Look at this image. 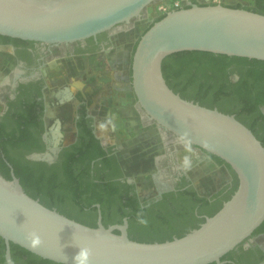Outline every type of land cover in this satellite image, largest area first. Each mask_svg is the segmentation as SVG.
I'll list each match as a JSON object with an SVG mask.
<instances>
[{"label": "water", "instance_id": "obj_1", "mask_svg": "<svg viewBox=\"0 0 264 264\" xmlns=\"http://www.w3.org/2000/svg\"><path fill=\"white\" fill-rule=\"evenodd\" d=\"M157 0H0V35L48 44L95 39L128 30ZM166 13L138 39L133 90L149 122L181 144L225 160L239 177L231 199L198 228L163 242H140L124 223L90 226L29 195L15 174L0 172L1 239L62 264H224L264 222V145L235 114L183 98L167 83L164 59L199 50L264 60V14L222 3H190ZM168 134V136H167ZM119 230L120 233L115 231Z\"/></svg>", "mask_w": 264, "mask_h": 264}, {"label": "trees", "instance_id": "obj_2", "mask_svg": "<svg viewBox=\"0 0 264 264\" xmlns=\"http://www.w3.org/2000/svg\"><path fill=\"white\" fill-rule=\"evenodd\" d=\"M192 1L200 3L198 0ZM226 5L243 7L264 14V0H255L253 5L242 3ZM190 6L187 4L184 7ZM165 15L159 16L154 22ZM0 36L7 40L13 39L10 36ZM15 39L25 41L20 38ZM90 39L94 40L93 37ZM163 72L168 85L183 98L194 100L209 108H218L228 114H235L240 121L252 129L264 145V113L260 109V105H264V60L185 50L167 56L163 61ZM235 75H238V78L234 80ZM81 110V120L88 121L87 106L83 105ZM88 131L90 147L95 148L97 144L101 149L98 154L107 158L108 152L100 145V140L95 136L92 128L89 127ZM5 135L0 130V172L6 178H12L13 167L29 195L39 199L46 206L56 208L68 217L90 226H98V204L102 210V221L105 226L123 223L124 218L127 217L130 222L129 236L140 242L172 240L200 227L208 216L216 214L224 203L231 199L240 183L231 165L210 153L209 155L218 164L230 170L233 176L232 182L210 195H203L196 190L190 191L192 193L190 204L184 208V211L178 210L169 216L153 219L146 215V209L142 207V204L146 203L145 197H140L135 191L130 193L128 190H122L107 177H98L95 180L89 178L84 181L70 162L58 170L44 161L27 160V164L18 163L8 150L9 144L8 140H4ZM10 138L11 146L23 144V139L19 136ZM263 229L264 222L253 233ZM115 232L120 233L119 230ZM15 248L41 259L43 263L62 264L42 258L12 242V252ZM238 248L243 249L242 244L222 257V260H226L224 264H242L243 254L236 255ZM2 256L5 259L4 244Z\"/></svg>", "mask_w": 264, "mask_h": 264}, {"label": "flooded vegetation", "instance_id": "obj_3", "mask_svg": "<svg viewBox=\"0 0 264 264\" xmlns=\"http://www.w3.org/2000/svg\"><path fill=\"white\" fill-rule=\"evenodd\" d=\"M190 3L193 1L188 0V4ZM143 18L145 16L135 20L134 25L128 30L113 34L103 32L96 39L93 37L94 40L88 38L71 44L54 45L32 40L20 41L13 37L12 40H7L0 36V52L9 53L14 60L10 64L0 57V130L4 135L6 134L4 140H8V150L18 163L27 164V160L44 161L58 170L70 162L84 181L89 178L95 180L98 177H107L122 190H128L130 193L135 191L140 197H145L146 203L142 204V207L146 209V215L154 219L169 216L178 210L184 211V208L190 204L192 195L190 191H198L190 169L202 158L211 157L204 149L196 145L181 144L175 140V136L173 138L167 134L168 137H166V131L160 129L157 123L147 120L137 100L141 128L150 133V129L154 127L163 145V150L153 156L156 166V171L152 173L155 192L142 194L136 178L127 174L126 169L129 168L119 157L117 146L112 142L106 145L98 135L97 119L90 113L86 99L80 92H77L79 88L74 92V87H71L70 91L67 89L66 95L62 90L60 94H57L60 100L71 97L74 101L76 99L78 101L75 106L76 117L73 120L74 132L70 141L63 145L50 144L47 131L48 127L53 124L51 120L53 116H50L53 112L48 107L46 94L47 68L50 63L58 58L69 57H79L87 61L90 58L92 61L95 56H99L111 47L116 34L132 30L136 22ZM237 78L238 75L233 77L234 80ZM83 105L87 106L88 121L81 120ZM260 109L264 113V105H260ZM54 123L53 125H59L60 129L63 128L62 122L54 121ZM117 126L115 124V128ZM89 127L100 140V145L108 152L107 158L98 154L101 149L97 144L95 148L88 144ZM11 136L13 138L19 136L23 139V144L11 146L9 141ZM129 227L130 222L128 230ZM3 244L5 245V259L2 256ZM10 247L12 259L16 264H54L52 262L43 263L41 259L25 254L20 249L15 248L12 252V242ZM242 247L243 249L238 248L236 254H243L242 264H264V229L253 233L242 243ZM6 251L7 244L4 239H1L0 264H9Z\"/></svg>", "mask_w": 264, "mask_h": 264}, {"label": "rangeland", "instance_id": "obj_4", "mask_svg": "<svg viewBox=\"0 0 264 264\" xmlns=\"http://www.w3.org/2000/svg\"><path fill=\"white\" fill-rule=\"evenodd\" d=\"M164 1L169 0H157L156 2L150 4L147 8V15L145 16V18L138 20L136 22V26L132 30L116 34V37H128L130 35L137 34L139 39L140 35L154 22L156 18L167 13L158 11L159 4ZM172 1L174 3L178 2V5L176 7H172L168 11L184 7L188 4V0ZM198 1L200 3H242L244 5H253L255 2V0ZM104 56L105 54L102 53L99 56H95L92 61H94L93 66L99 69V73H102V75L106 76V68L104 69V67L100 65V63L104 61ZM0 57L10 64L14 61L12 55L7 52H0ZM85 61L79 57L58 58L53 60L47 68L48 88L46 90V94L48 97V107L53 112V115H50L53 116V119L51 120L53 124L57 123H54V121H60L63 125V128L61 129L62 138L56 145H63L70 141L74 132L73 120L76 117V104L74 103L75 101L71 99V97L68 99L63 98V100H60V98H57V94H60L59 92L62 90L66 95V93L68 92L67 89L70 91L74 87V92L77 88L82 87L83 82L80 78L81 76L77 75L78 72L76 69V65H81V63H84ZM96 81L97 79L93 78L92 83H95ZM98 90L99 89H97L96 91ZM53 124L48 127V133H50L51 126ZM100 125L103 126L97 128L98 135L102 138L103 142L106 145L112 142L117 146L119 157L122 158L125 166L127 164V168H129L126 169L128 172L127 174L136 178V182L139 186L140 192L142 194H152L153 192H155L152 173L156 171V166L153 160V156H155V153H160L163 150V145L161 144L162 140L156 129L152 127L150 129V133L146 136L147 140L140 141L136 139V137H133L134 132L127 130L124 126H117L114 130V128L111 127V123H109L108 121L101 122ZM105 125L110 126L109 131L105 128ZM49 135H51V133L48 134V136ZM49 138L50 136L48 137V140L50 141ZM198 164H205L204 159H201ZM198 164H196L193 168L197 167ZM220 174L221 173L219 171H215V174L213 171L212 174L205 179V181H202V184L207 183L206 187L207 189H209V192L217 188L221 189L225 185V175Z\"/></svg>", "mask_w": 264, "mask_h": 264}, {"label": "crops", "instance_id": "obj_5", "mask_svg": "<svg viewBox=\"0 0 264 264\" xmlns=\"http://www.w3.org/2000/svg\"><path fill=\"white\" fill-rule=\"evenodd\" d=\"M137 41V34L128 37H113V44L104 52V61L100 63L104 69L106 68V76L99 73V69L93 66L94 61H91L90 58L88 62L84 60L85 62H82L81 65L77 64V75L81 76L83 82L77 92H80L86 99L89 111L96 117L99 127L103 126L100 125L101 122L108 121L112 128H115V124L124 126L127 130L134 132L133 137L145 141L149 133L141 128L137 97L131 84L133 52ZM93 78L97 79L95 83H92ZM97 89L99 90L96 91ZM74 103L78 104L77 99ZM105 126L109 131L110 126ZM204 162L205 164H198L197 167L190 169V174L199 193L210 195L220 189L217 188L209 192L206 187L207 183L202 184V181H205L213 171L214 174L215 171H219L220 175H225V185L232 182L233 176L226 166L218 164L208 156L204 157Z\"/></svg>", "mask_w": 264, "mask_h": 264}, {"label": "bare ground", "instance_id": "obj_6", "mask_svg": "<svg viewBox=\"0 0 264 264\" xmlns=\"http://www.w3.org/2000/svg\"><path fill=\"white\" fill-rule=\"evenodd\" d=\"M65 99V98H64ZM51 135L50 136V141L53 143V144H57L60 140H61V137H62V132H61V129H60V126L59 125H53L51 127V131H50ZM48 133V134H50Z\"/></svg>", "mask_w": 264, "mask_h": 264}, {"label": "built area", "instance_id": "obj_7", "mask_svg": "<svg viewBox=\"0 0 264 264\" xmlns=\"http://www.w3.org/2000/svg\"><path fill=\"white\" fill-rule=\"evenodd\" d=\"M178 5V2H173L172 0L164 1L159 4L158 11L159 12H169L168 10L172 7H176ZM171 11V10H170Z\"/></svg>", "mask_w": 264, "mask_h": 264}]
</instances>
